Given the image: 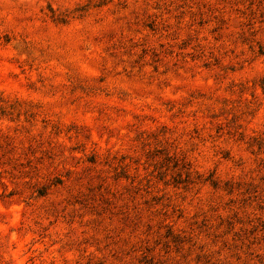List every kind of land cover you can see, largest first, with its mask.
<instances>
[{"label":"rangeland","instance_id":"374dc122","mask_svg":"<svg viewBox=\"0 0 264 264\" xmlns=\"http://www.w3.org/2000/svg\"><path fill=\"white\" fill-rule=\"evenodd\" d=\"M0 264H264V0H0Z\"/></svg>","mask_w":264,"mask_h":264}]
</instances>
